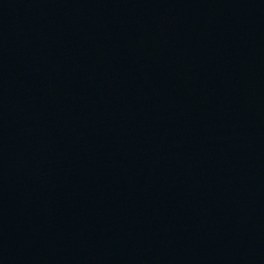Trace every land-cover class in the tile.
<instances>
[{
	"label": "water",
	"instance_id": "95a60500",
	"mask_svg": "<svg viewBox=\"0 0 264 264\" xmlns=\"http://www.w3.org/2000/svg\"><path fill=\"white\" fill-rule=\"evenodd\" d=\"M0 264H264V0H0Z\"/></svg>",
	"mask_w": 264,
	"mask_h": 264
}]
</instances>
